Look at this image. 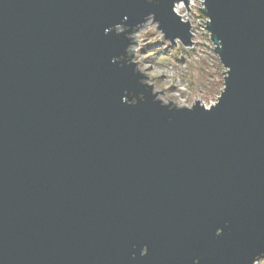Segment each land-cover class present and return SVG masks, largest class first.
I'll use <instances>...</instances> for the list:
<instances>
[{
    "label": "water",
    "instance_id": "obj_1",
    "mask_svg": "<svg viewBox=\"0 0 264 264\" xmlns=\"http://www.w3.org/2000/svg\"><path fill=\"white\" fill-rule=\"evenodd\" d=\"M179 2L0 0V264L264 258V0L202 1L223 88L189 107L129 49L149 13L190 47Z\"/></svg>",
    "mask_w": 264,
    "mask_h": 264
},
{
    "label": "rangeland",
    "instance_id": "obj_2",
    "mask_svg": "<svg viewBox=\"0 0 264 264\" xmlns=\"http://www.w3.org/2000/svg\"><path fill=\"white\" fill-rule=\"evenodd\" d=\"M201 6L200 0H195L187 6L188 11L182 2L174 8L182 16V20L191 23L194 43L190 47H184L180 42L173 45L165 39H160L157 35L158 29L149 30L143 25L131 35L133 37L131 41H135V44L131 43L129 47L130 50L134 49L132 61L136 62L139 70L144 65H149L142 72L148 77L144 81H150L147 84H151L153 91H156V98L161 99L165 104L172 101L170 104L172 106L189 107L198 100L201 105L209 106L216 101L223 88L220 81L223 82L224 73L221 72H224L225 68L219 62L217 54L213 52L214 45L204 30L206 18L201 13L199 8ZM180 46L186 49L187 53L182 51V54L179 53ZM153 69L172 75L163 74L153 77L144 74L151 73ZM255 264H264V258L259 259Z\"/></svg>",
    "mask_w": 264,
    "mask_h": 264
},
{
    "label": "clouds",
    "instance_id": "obj_3",
    "mask_svg": "<svg viewBox=\"0 0 264 264\" xmlns=\"http://www.w3.org/2000/svg\"><path fill=\"white\" fill-rule=\"evenodd\" d=\"M147 3L149 4H152V3H159V0H147ZM174 12V10H173ZM155 18V14L154 13H149L146 18L144 19L142 25L144 28H147L149 30H153V31H157V28L156 26L157 25H160L161 22L159 20H154ZM126 19V17H125ZM116 25H121L122 27L120 28H116L114 29V27H112L111 29H105V34L107 35L110 31H114L117 35H120V34H124L126 29L123 27L125 24H116ZM157 35L160 39H164L165 37V31L160 27L157 31ZM141 59H143V57H141ZM149 67V65H144L143 68L140 69V72H144V68H147ZM133 73L134 74H137L138 73V69L135 67L133 68ZM145 75H149V76H157V75H163V74H167L169 76L172 75V73H165L164 71H161V72H158L156 71L155 69H153V71L151 73H144ZM147 83H150V81H145V84ZM141 84V83H140ZM145 84H141L143 86H145ZM145 88H148L145 86ZM153 102H158V100L156 98L153 97ZM160 104V103H159ZM136 105V104H135ZM223 233V229L222 228H217L216 229V235L217 236H220L221 234ZM148 253V246L147 245H144L142 248H141V251H140V255L141 256H146ZM261 253H264V252H261ZM260 253V254H261ZM256 257V256H255ZM133 258H135V253H133ZM254 260L255 258L253 259L252 261V264H254ZM193 264H199V259H194L193 260Z\"/></svg>",
    "mask_w": 264,
    "mask_h": 264
},
{
    "label": "trees",
    "instance_id": "obj_4",
    "mask_svg": "<svg viewBox=\"0 0 264 264\" xmlns=\"http://www.w3.org/2000/svg\"><path fill=\"white\" fill-rule=\"evenodd\" d=\"M200 16H203V15L200 14ZM205 34H206V33H205ZM178 49H180V50H179V53H181V54H182V52H183V53H187V52H186V49H184L182 46H180ZM181 51H182V52H181ZM155 53H156V52H155ZM155 53H152V54L155 55ZM156 55H157V54H156ZM219 66H220V65H219ZM220 83L222 84L221 81H220ZM216 85H217V84H216ZM222 85H223V84H222Z\"/></svg>",
    "mask_w": 264,
    "mask_h": 264
},
{
    "label": "built area",
    "instance_id": "obj_5",
    "mask_svg": "<svg viewBox=\"0 0 264 264\" xmlns=\"http://www.w3.org/2000/svg\"><path fill=\"white\" fill-rule=\"evenodd\" d=\"M193 1H195V0H188V4H187V6H188L190 3H192ZM202 1H203V0H200L201 4H202ZM179 3H180V2H179ZM176 6H177V5H176ZM176 6H175V7H176ZM174 10H175V9H174ZM181 18H182V16H181Z\"/></svg>",
    "mask_w": 264,
    "mask_h": 264
}]
</instances>
